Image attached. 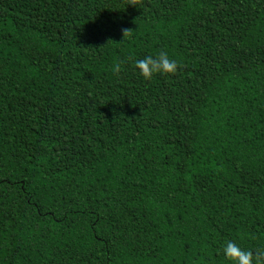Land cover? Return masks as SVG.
Listing matches in <instances>:
<instances>
[{"label": "trees", "instance_id": "1", "mask_svg": "<svg viewBox=\"0 0 264 264\" xmlns=\"http://www.w3.org/2000/svg\"><path fill=\"white\" fill-rule=\"evenodd\" d=\"M159 51L178 70L145 81ZM226 240L264 247V0H0V264Z\"/></svg>", "mask_w": 264, "mask_h": 264}, {"label": "clouds", "instance_id": "2", "mask_svg": "<svg viewBox=\"0 0 264 264\" xmlns=\"http://www.w3.org/2000/svg\"><path fill=\"white\" fill-rule=\"evenodd\" d=\"M131 31L124 30L123 37ZM122 61L112 65L113 74L122 70ZM134 68L145 81L153 76L174 75L178 70V62L169 57L165 51H159L156 55H145L142 59L134 61ZM226 264H264V247H258L255 251L245 250L232 240H226L221 248Z\"/></svg>", "mask_w": 264, "mask_h": 264}]
</instances>
